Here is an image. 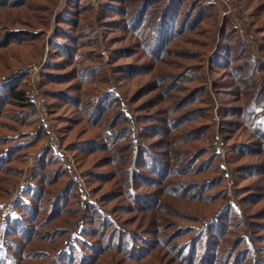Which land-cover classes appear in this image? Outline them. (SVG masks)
Segmentation results:
<instances>
[{
    "label": "trees",
    "instance_id": "obj_1",
    "mask_svg": "<svg viewBox=\"0 0 264 264\" xmlns=\"http://www.w3.org/2000/svg\"><path fill=\"white\" fill-rule=\"evenodd\" d=\"M249 3L262 16L261 56L228 23L213 50L216 22L206 2L67 1L44 77L57 85L47 95L87 124L89 135L67 150L80 161L93 156L81 175L95 196L82 198L77 176L45 150L25 198L5 218L0 264H264V0ZM18 7L40 13L43 3L0 0V8ZM81 15L109 31L104 39L100 29L103 42L91 25L73 29ZM118 30L124 38L112 42ZM38 34L3 27L0 49ZM102 45L108 65L98 58ZM79 46L94 52L73 59ZM27 79L0 87L2 196L42 137L11 144L13 131L35 118ZM223 162L234 179L231 203Z\"/></svg>",
    "mask_w": 264,
    "mask_h": 264
},
{
    "label": "rangeland",
    "instance_id": "obj_2",
    "mask_svg": "<svg viewBox=\"0 0 264 264\" xmlns=\"http://www.w3.org/2000/svg\"><path fill=\"white\" fill-rule=\"evenodd\" d=\"M68 0H38L43 3V7L40 13H36L32 8L18 7V8H0V29H27L31 32L39 33L36 39L27 38L20 41L19 44H9L6 48L0 49V87L4 85L8 80L19 78L22 74H27L28 79L25 84L30 101L34 106L35 118L30 125L24 126V128L17 127L13 131L11 138V144L21 140L26 134H29L34 140L39 135L42 137L39 139L36 147H33L29 153L25 163L19 165V174L17 176L16 184L8 191V193L2 196L3 191L0 190V248L6 245L8 239L7 236V222L6 216L13 214L21 200L25 198L23 188L26 185L30 175L36 169L39 158L42 156L45 150L52 149L56 156L64 160L67 167L73 172L74 176L80 181V193L82 198L88 197L94 199V196L90 190L92 186L85 183L84 178L81 175V170L86 168H92L93 162L91 161L92 155L84 156L83 161L77 160L73 156V152L67 150V146L76 139L83 138L89 135L87 124L83 119H79V115L71 107H65V105L56 103L55 99L49 97L48 93L52 89H56L57 85H54L50 81H46L44 73L47 65L51 61L52 48L51 40L58 21L59 15L64 11ZM185 2H191L193 0H184ZM196 1V0H195ZM198 2H206L211 7V16L209 23L214 27L216 22V37L214 49L221 40L222 28L228 23L229 27L235 28L238 35L244 41L250 44L253 51L261 56L259 50V42L262 33L258 31L257 27L262 19V16L254 11V3H249V0H197ZM93 12L98 16L100 14V7L98 4L93 3ZM104 14L103 16H105ZM112 16V15H111ZM90 21H95L96 17L93 14L87 15ZM82 21L74 26L73 29H77L80 25L81 29H86L88 23L83 22L84 18L81 15ZM98 22V20H96ZM93 28L99 30V34L95 40L103 42L100 29L103 33V38L108 35L107 31L101 27V24H88ZM65 30L61 28L60 31ZM112 32V42L124 38L120 30L117 33ZM82 34H79V37ZM115 36V37H113ZM112 47V45H111ZM79 50V51H78ZM78 50L74 54L78 55V58L74 56L73 59H80L81 56L90 55L94 51L92 49L78 47ZM99 59L106 63L111 60V53L108 47L102 45L97 51ZM129 59H122L126 62ZM210 78L208 77V81ZM126 88L125 83L122 85ZM48 94V95H47ZM60 116H70L69 120H60ZM85 122V123H84ZM220 125V124H219ZM219 125L216 124L214 136L215 147L220 155V160L224 161L227 157L228 151L224 146V139L219 129ZM5 134L11 133V131L5 129ZM69 151V152H68ZM224 170L227 176L228 183V202H235L236 198L233 193V177L231 166H228L223 162ZM208 174H212L209 172ZM6 196V197H5ZM5 197V198H4ZM99 197L100 194H99ZM110 202L107 203V208L110 206ZM125 215H122L124 217Z\"/></svg>",
    "mask_w": 264,
    "mask_h": 264
}]
</instances>
